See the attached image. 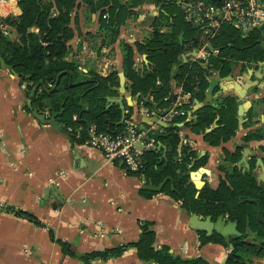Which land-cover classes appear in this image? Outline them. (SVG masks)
Listing matches in <instances>:
<instances>
[{
    "label": "crops",
    "instance_id": "crops-1",
    "mask_svg": "<svg viewBox=\"0 0 264 264\" xmlns=\"http://www.w3.org/2000/svg\"><path fill=\"white\" fill-rule=\"evenodd\" d=\"M9 14H21L18 0H9L0 6V16ZM99 19L98 12H81L79 23L72 22L75 34L69 43L68 57L77 60L85 72L95 70L102 75L119 72L121 86L118 95L111 98L122 100L125 116L129 115L128 119L146 131L150 140H154V147L166 157L171 149L163 137L168 135L167 128L173 121L163 122L160 115L148 117L141 112L140 108L146 106L142 100L146 101L145 98L149 99L151 95H132L124 70L126 52L121 42L133 45L146 36H142L140 30H132L133 23L128 22L120 28L118 39L109 42V34L100 27ZM8 30L13 38L18 37ZM192 52L184 54L193 60ZM134 66L149 68L146 54L135 50ZM242 73L244 77L243 74L242 78L235 75L233 80L229 79L230 74L220 75V83L209 95L212 102L206 104L219 106L225 95L238 98L243 107L240 113L238 107L240 126L228 141L211 145L203 134L186 123L195 118L196 109L207 100L210 84L201 99L191 97L186 121L177 123L182 145L190 146L199 157L207 156L206 163L190 172L197 194L207 183L213 188L218 186L224 175L220 166L228 164L225 153L235 152L238 146L242 148L241 157L233 165L244 171L250 169L252 160L256 159L254 171L258 176H264V139L244 140L251 130L264 128V74L250 67ZM217 78V74L209 77L210 80ZM183 92L186 91L181 89L179 95ZM241 93L243 96L240 97ZM29 98L27 84L20 76L2 69L0 205L22 209L43 224L1 210L0 264H155L141 259L134 247L107 260L94 259L86 263L80 258L85 253L138 241L147 223L149 230L155 232L156 247L166 245L172 253L186 258L202 256L211 264L225 262L229 247L216 242L201 246L200 229L191 224L189 214L179 200L162 191L150 196L142 193L141 189L148 185L143 183L142 175L127 172L122 161L108 162L100 150L87 144V134L81 143L75 142L71 137L75 129L69 131L68 126L64 131L63 125V130H56L39 121L25 108ZM251 109L254 111L250 118ZM44 113L51 114L48 110ZM72 119L77 120L78 114L75 113ZM218 120L207 130L217 127ZM59 122L63 124L61 119ZM151 132L162 135L154 138ZM200 218L205 217L200 215ZM60 241L69 243L75 255L64 253ZM252 264H264V257L253 258Z\"/></svg>",
    "mask_w": 264,
    "mask_h": 264
},
{
    "label": "trees",
    "instance_id": "trees-1",
    "mask_svg": "<svg viewBox=\"0 0 264 264\" xmlns=\"http://www.w3.org/2000/svg\"><path fill=\"white\" fill-rule=\"evenodd\" d=\"M172 4V0H18L21 14L0 16L7 29L18 36L13 38L0 29V56L27 84V97H30L38 82H43L33 98L32 108L27 104L26 110L30 113L36 108L43 113L46 110L50 113L63 110L58 120L61 119L64 131H67L68 126L75 129L71 134L72 140L80 143L87 132L83 130L81 137H77L79 125L85 127L95 122L100 130L113 133L125 129L120 104L110 100L118 95L121 86L119 72L113 71L108 75L95 70L85 72L77 60L68 57L69 43L75 34L72 22L79 23V14L75 12L78 8H87V14H100V27L108 32L109 42L118 39L120 28L130 19L139 17L141 7L160 8L158 14L149 21L143 40L133 45L121 42L126 52L125 76L132 95H151L152 102L158 108L170 106L181 89L190 92L193 99H201L210 84L211 75L220 73L226 76L235 67L238 69L239 65L240 70L245 72L254 62L264 60V45L259 33L243 36L233 26L225 24L214 40V44L220 48L218 55L211 56L207 62L198 59L185 63L183 54L198 47L199 41L196 29L181 14L169 12L168 8ZM135 50L146 54L149 68L134 66ZM142 102L153 107L147 101ZM238 107L236 96L225 95L220 99L219 107H199L194 113L195 118L186 123L197 133L203 134L211 145H220L234 136L240 126ZM253 111H249L250 118ZM75 113L78 114L77 120L72 119ZM128 117L126 115L125 119ZM187 117H176L167 128L168 135L163 140L171 150L166 157H162L155 147L145 151L143 173L147 184L157 185L169 178L162 192L181 201L182 208L188 213L204 217L211 215L213 220L224 215L230 221H237L239 235H207L200 230V245L216 242L229 247L223 264H252L253 258L264 257V224L258 219L257 204L247 199L257 200L264 217V176L259 177L254 171L256 159L252 160L250 170L242 171L233 165L241 157L242 148L238 146L233 153L226 151L225 160L228 164L220 166L224 175L218 186L213 188L207 183L197 194L198 189L190 180V172L206 163L207 156L199 157L190 146L182 145L177 123L186 121ZM217 118L218 126L208 131ZM255 139H264L263 127L251 130L244 137L245 141ZM141 192L148 196L157 193L144 187ZM1 210L43 224L32 214L15 206L0 205ZM59 243L64 253L75 255L69 243ZM154 243L155 232L149 230L147 223L138 241L85 253L80 258L86 263L94 259L107 260L119 257L128 248L134 247L141 259L155 264H211L202 256L186 258L172 253L166 245L158 248Z\"/></svg>",
    "mask_w": 264,
    "mask_h": 264
},
{
    "label": "built area",
    "instance_id": "built-area-1",
    "mask_svg": "<svg viewBox=\"0 0 264 264\" xmlns=\"http://www.w3.org/2000/svg\"><path fill=\"white\" fill-rule=\"evenodd\" d=\"M183 8L184 19L191 24L197 32L198 47L193 51L197 56L193 60L208 61L213 55L220 53V48L214 44L222 27L230 24L243 36L259 33L264 45V0H176ZM9 0H0V6H4ZM156 11L155 8H149ZM0 29L5 34L9 30L0 20ZM264 72V60L256 61L249 66ZM2 71L0 64V72ZM238 78H242L241 75ZM192 94L183 92L175 97L173 103L163 108H151L144 106L141 112L148 116H158L163 122H172L178 116H187V106L190 104ZM153 100V96L149 97ZM166 99H169L168 97ZM125 120V129L119 133L100 130L95 122L87 126L79 125L76 129L77 137L81 132H87V144L94 149L100 150L108 162L122 161L127 172L140 173L142 181L147 184L143 173L145 164L143 155L146 150L155 146L154 140L148 137L146 131L141 130L130 119ZM72 131L71 126L68 127ZM184 142H186L184 140ZM181 202V201H180Z\"/></svg>",
    "mask_w": 264,
    "mask_h": 264
},
{
    "label": "water",
    "instance_id": "water-1",
    "mask_svg": "<svg viewBox=\"0 0 264 264\" xmlns=\"http://www.w3.org/2000/svg\"><path fill=\"white\" fill-rule=\"evenodd\" d=\"M159 9L160 8H158V10ZM192 55L196 57L197 56V52L196 51H193L192 52ZM190 60H192V59H189L188 58V54H183V61L185 63L189 62ZM0 64H1V67H2L3 70H9V71H12L13 72V67L10 66V65H8L6 63V61L1 56H0ZM236 69L237 68L235 67L234 71L230 74V76H229V79L230 80H233L235 75L236 76H238V75H241L242 76V74H243L242 71L241 70L237 71ZM236 71L238 72V75H237ZM247 74H248V72H247ZM217 75H218V78L217 79L210 80V87H209L208 94H207V100H205L203 102L202 106H205L206 104L212 102V99H210L211 97L209 95L213 93V90L220 83V79H221L220 73H217ZM243 77H244V74H243ZM42 84H43L42 81L38 82L33 87L32 91H31L30 98H29V101H28V105L31 108H32V101H33V98L36 95L37 89ZM247 89H248V87H247ZM247 89H245V90H247ZM239 96L241 97V96H243V94L241 93V95L239 94ZM110 100L112 102H118V103L121 104V108H122V111H123L122 120H124L125 119V110H124V106L122 104V100L116 99V98H111ZM145 100L147 102L151 103L154 106L155 109L158 108V105L157 104H154L148 98H145ZM213 106L219 107L216 104H213ZM242 108H243L242 105H239V113L242 110ZM62 113H63V110H60V111H57V112H52L50 115H48L46 113L41 112L37 108L32 110V115L35 118H37L39 121H41L44 124H48V125L53 126L56 130H63V124H61L59 122V120H58L59 115H61ZM238 119H239V117H238ZM150 134L154 138H158V137H160L162 135V134L156 135L155 133H152V132ZM166 182H167V179L165 181H163L162 183H160L159 185H155V184H151L150 183V184L146 185L145 187L147 189H149V190H153V191H156V192H160V191L163 190L164 185L166 184ZM197 184L200 185V183H197ZM242 201H245V200H242ZM247 201L253 202V203H256L257 204V206H258V211H257L258 219H259V221L261 223L264 224V217L262 215V208H261L260 204L257 202L256 199H252V198L247 199ZM188 214H189V217H190V220H191V224L193 226L199 228L200 230L205 231L207 233V235H212L214 232H217V233L221 234L222 236H230V235H234V234H236V235H239L240 234V232L238 230V222L237 221H233V222L228 221V218L225 217L224 215H220L214 221L213 220V217L211 215L205 217L204 219H201L200 218V215L197 214V213H193V214L188 213Z\"/></svg>",
    "mask_w": 264,
    "mask_h": 264
},
{
    "label": "rangeland",
    "instance_id": "rangeland-1",
    "mask_svg": "<svg viewBox=\"0 0 264 264\" xmlns=\"http://www.w3.org/2000/svg\"><path fill=\"white\" fill-rule=\"evenodd\" d=\"M172 2H173V4L172 5H170L169 6V12L171 11V12H175L176 14H181L182 15V18L184 19L185 17H184V14H183V8L180 6V5H178L176 2V0H172ZM151 6V5H150ZM158 10V9H157ZM157 10L156 11H151L150 9H149V6H143V7H141L140 8V14H139V17L137 18V19H130L129 20V23H133V25H132V30H134V29H137V31H139L140 30V34L142 35V33H143V35L142 36H145V34H144V32L145 31H147V28L149 27V25H148V23H149V21H151L152 20V18L155 16V15H157L158 13H157ZM87 11V8H84L83 10H82V8H78V9H76V13L77 14H80L81 12H86ZM170 12V13H171ZM168 14V13H167ZM174 14V13H173ZM143 18V19H142ZM185 20V19H184ZM142 28H143V30H142ZM9 35V34H8ZM217 39V38H216ZM215 39V40H216ZM240 68H241V66L239 65V68L238 69H236L237 71H239L240 70ZM236 71V73H237V75H238V72Z\"/></svg>",
    "mask_w": 264,
    "mask_h": 264
},
{
    "label": "flooded vegetation",
    "instance_id": "flooded-vegetation-1",
    "mask_svg": "<svg viewBox=\"0 0 264 264\" xmlns=\"http://www.w3.org/2000/svg\"><path fill=\"white\" fill-rule=\"evenodd\" d=\"M260 72L264 74V72H263V71H260ZM247 170H250V169H247ZM259 177H260V176H259Z\"/></svg>",
    "mask_w": 264,
    "mask_h": 264
}]
</instances>
